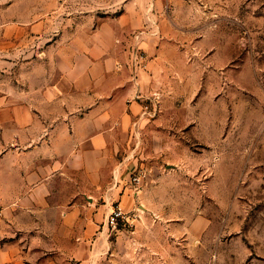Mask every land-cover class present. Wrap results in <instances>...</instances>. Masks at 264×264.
<instances>
[{"label": "rangeland", "instance_id": "rangeland-1", "mask_svg": "<svg viewBox=\"0 0 264 264\" xmlns=\"http://www.w3.org/2000/svg\"><path fill=\"white\" fill-rule=\"evenodd\" d=\"M87 41L149 77L112 175L132 192L147 173L130 212L157 221L140 232L185 264H264V0H0V96L30 101L68 64L64 47ZM103 199L88 197L86 240L68 220L55 242L25 240L27 260L135 264L137 227L109 224Z\"/></svg>", "mask_w": 264, "mask_h": 264}, {"label": "crops", "instance_id": "crops-1", "mask_svg": "<svg viewBox=\"0 0 264 264\" xmlns=\"http://www.w3.org/2000/svg\"><path fill=\"white\" fill-rule=\"evenodd\" d=\"M111 28L93 33H118ZM73 45L64 47L69 62L55 78L33 84L30 101L0 96V264H34L22 243L55 242L57 226L68 220L77 221L78 237L86 240L89 196L119 201L126 211L139 198L129 186L112 185V175L119 180L120 149L134 142L149 77L115 56L97 60L90 41ZM153 221L137 218L132 225L136 234L128 243L142 255L135 264H185L167 236L140 232Z\"/></svg>", "mask_w": 264, "mask_h": 264}, {"label": "built area", "instance_id": "built-area-1", "mask_svg": "<svg viewBox=\"0 0 264 264\" xmlns=\"http://www.w3.org/2000/svg\"><path fill=\"white\" fill-rule=\"evenodd\" d=\"M146 177L147 173L144 170H139L138 172H135L130 179V185L132 188H134L133 190H135L136 192L139 191L143 187ZM137 216L138 215L136 213L133 214L130 211H126L122 207L120 202L116 201L113 204L112 209L109 213L108 222L113 226H117L119 224L132 226Z\"/></svg>", "mask_w": 264, "mask_h": 264}]
</instances>
